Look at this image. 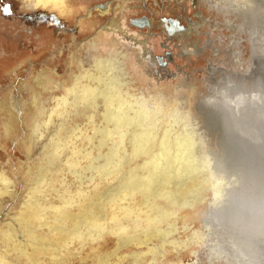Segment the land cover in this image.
I'll use <instances>...</instances> for the list:
<instances>
[{"label": "rangeland", "instance_id": "obj_1", "mask_svg": "<svg viewBox=\"0 0 264 264\" xmlns=\"http://www.w3.org/2000/svg\"><path fill=\"white\" fill-rule=\"evenodd\" d=\"M107 1H111L113 10L100 16L95 6ZM234 2L238 3L237 0H196L195 5L191 0H78L74 4L77 14L59 22L53 14L30 10L23 0H0V172L6 174V184H15L13 196L5 195L0 199V225L13 223L23 201L29 200L25 190L37 167H51L49 163L54 164L53 167L67 165L76 159L78 149L88 147L87 137H93L94 132L87 125V118L79 116L77 111L60 122L54 117V122L47 127L44 122L49 110L56 105V99L69 96L74 74L92 67L99 57H113L125 68L127 79H133L123 87L124 96L129 101L132 97L145 98L152 109L160 110L164 116L180 106L187 117L172 129L173 135L183 134L194 141L187 152L193 170L203 166L206 159L210 162L206 172L202 166L199 168L203 173L199 170L200 174L196 175L197 186L191 191L190 200L174 213L178 219L170 216L167 221L165 218L157 229L164 234L175 225L178 233L174 237L182 240L201 228L204 221L215 217V225L211 227L214 244L197 255L194 245L162 249L155 264H237L235 256L241 253L239 243L243 238H250V228L243 225L246 222H238L239 215L235 211L220 216L214 204L216 193L221 201L228 197L227 205L237 206V200L244 198L245 191L258 196L264 192V140L261 149L252 148L250 142L239 135L250 130L255 133L256 128L264 139V129L258 125L264 121L258 122L260 117L256 114L257 122L247 123L248 114L243 109L237 110L230 102L235 101L236 93L241 91L248 92L245 97L258 93L264 98L261 82H264V0H255L250 5L241 2L239 7ZM9 6L11 15L4 12ZM89 9L92 15L86 19ZM142 16L153 20L151 29L129 23V19ZM77 17L83 19L79 27ZM165 18L177 20L178 25L189 31L175 35V29L161 23ZM113 20L121 24V32L107 29ZM93 38L97 43L95 48L89 45ZM139 46H145L153 55L155 65L146 61L147 52L140 53ZM166 52L171 58L165 57ZM156 56L162 57L163 66L156 61ZM43 75L52 80V85ZM34 95H39L37 109L32 104ZM9 107L14 109L12 114ZM243 121L246 127L237 128ZM8 123L13 125L11 134L6 128ZM183 123L187 126L183 127ZM60 126H66L68 131L62 142L56 144L59 137L55 134ZM241 152L249 154L251 166L241 160ZM53 167L44 170L53 172ZM64 179L66 184L62 187ZM49 184L44 180L41 189L47 191L50 200L62 206H65L64 198H77L79 189L90 197L104 186H96L98 179L90 186H78L71 175L63 172L55 177L51 187ZM51 192L57 194L55 199ZM139 199V196L124 194L118 203L126 206L118 209L113 204L110 219L98 229L100 237L93 239L85 236L84 231L73 230V240L66 245L68 251L64 252V259L52 256L48 259L57 264H86L82 257H89L86 260L90 263L99 253L114 249L119 236L144 229L146 222L140 221L144 213L136 207ZM69 214H62L66 219L59 225L69 226ZM5 234L0 231V250L5 247ZM57 234L50 229L45 237L51 239ZM256 242L264 247L260 240ZM80 248L83 250H78ZM2 255L0 253V264H26L19 263L15 253L9 258ZM150 259L143 264H150ZM256 261V264H264V260Z\"/></svg>", "mask_w": 264, "mask_h": 264}, {"label": "bare ground", "instance_id": "obj_2", "mask_svg": "<svg viewBox=\"0 0 264 264\" xmlns=\"http://www.w3.org/2000/svg\"><path fill=\"white\" fill-rule=\"evenodd\" d=\"M23 1L30 10H40L46 14H53L59 22L77 14V8L74 4L78 0ZM237 1L238 3L243 2L244 5H250L255 0ZM191 3L195 5L196 0H191ZM234 3L236 7H239L238 3ZM95 9L100 16H105L112 12L113 7L111 1H107L97 4ZM91 15L92 10L89 9L84 18L89 19ZM59 22L56 23L57 26L60 25ZM76 22L79 27L82 25L83 19L77 17ZM162 23L168 28L172 27L180 31L186 29H180L177 25ZM120 25L119 22L113 20L107 29L114 33L121 32L123 28ZM147 28H152L150 19ZM61 29L63 31V27ZM89 45L96 47L97 43L94 38L89 41ZM138 50L140 53L147 52L145 46H139ZM254 53L255 51H253ZM147 55L146 61L155 65L153 55L148 52ZM127 75L125 68L117 63V59L99 57L92 67L85 69L80 74L73 75V84L70 89L67 88L69 96L56 99V105L49 110L44 126L47 127L52 124L54 117H57L58 122H60L67 120L74 111H77L79 116L87 118V125L92 127L94 135L87 137L88 147L84 146L78 149L76 159L69 164L53 167L54 164L49 163L51 167L55 168L53 172L44 170V168H51L49 166L37 167L38 170L30 181L31 184L25 190L29 200L23 201L21 209L15 215L16 217H13V223L5 226L0 225V231L6 232L4 235L5 247H1L2 250H0V253L4 254L2 258H9L12 253H15L19 263L57 264L48 258L52 256L64 259V252L68 251L66 245L71 244L73 240V230L84 231L85 236H92L93 239L101 236L98 229L102 228L101 224H106L110 219V209L113 204H116L118 209L126 206L118 203L124 194L139 196L140 199L136 203V207H140L144 213L140 220L146 222L144 229L132 230L127 236H119L115 240L114 249L99 253L90 263H87L86 260L89 257H82L83 263L143 264L148 258H151L150 264H155L158 262V257L161 256L162 249L167 251L169 247L182 249L194 245L197 248L195 251V255H197L206 247L214 244L215 235L212 233L211 227L215 225L213 220L215 217L204 221L201 228L195 229L191 235L182 240L174 237V234L178 233L175 225H171L166 233H159L157 228L161 221L165 218L168 221L170 219L168 217L175 216L174 213L178 208L187 205L191 191L197 186L195 184L196 175L200 171L202 172L199 169L202 165L194 170L191 167L193 165L192 160L187 152L194 145V141L183 137V134L173 135L172 129L186 121L187 116L184 117L182 108L177 105L164 116L160 110L152 109L145 98L137 100L132 97L133 100L129 101L124 96L123 87L133 79H127ZM51 81L47 77V83L51 84ZM247 93V91L236 93L238 97L235 98V101L231 99V104L237 110L243 109L248 114L247 123H256V114L260 117L258 122L264 121L263 96L258 93H250V97H245ZM38 99L39 95H34L32 104L36 109L38 108ZM224 100L226 99L224 98ZM226 104L229 105V103H225V106H227ZM9 108L12 114L14 109ZM241 113L243 114V112ZM246 122L239 123L237 128H245ZM258 125L259 128L264 129V122ZM158 126L162 128L158 129ZM186 126L183 123V127ZM6 128L11 134L13 125L8 123ZM59 129L55 134L59 137L56 144L62 142L63 136L68 131L66 126H60ZM254 131L256 132L243 131L239 135L243 136L244 141L248 140L252 148L261 149V143L264 140L261 137L262 133L260 129L255 128ZM60 148L63 149V146ZM95 150L98 152L97 156L94 155ZM253 153L255 154V152H251V154ZM238 154L240 153L238 152ZM241 156H243L241 160H245L247 166H251L249 154L241 152ZM63 166L64 168L61 170L60 168ZM209 166L210 162L206 159L202 166L203 171L206 172L205 169L210 168ZM61 172L71 175L78 186H90L97 179L98 184L96 186H104L100 188L97 194L90 197L83 194V189H79L80 195L77 198H64L65 206H62L59 202L50 200L47 191L41 189L44 180L49 181L48 186L51 187L55 177L61 175ZM4 175L6 176L4 172H0V199H3L5 195L13 196L14 194L15 184H6ZM61 184L64 187L66 179L62 180ZM219 184L222 183L219 182ZM51 194L55 195V199L57 194L55 192H51ZM262 196H264V192H260V196H258L252 191H245L244 198L237 200V206L235 204L230 206L227 205L228 197L221 201L219 200L220 196H217L216 193L214 205L219 215H228V211L232 210L230 214L235 211L239 215L238 222H246L243 225L250 228L248 232L250 238H243L239 243L241 253L240 256H235L237 264H256L258 262L256 259L264 260V247H259L256 242L260 240L264 245V207L262 206L264 197ZM70 205L77 206L78 209L75 210ZM67 213H71L68 215L69 226L59 225L66 219L62 214ZM139 214L142 213L139 211ZM172 219L177 220L178 217L175 216ZM50 229L57 231L58 234L47 239L45 235ZM63 248L64 250H61ZM78 250L82 251L83 249ZM42 257L46 258L42 259ZM131 258L133 261L130 262Z\"/></svg>", "mask_w": 264, "mask_h": 264}, {"label": "water", "instance_id": "obj_3", "mask_svg": "<svg viewBox=\"0 0 264 264\" xmlns=\"http://www.w3.org/2000/svg\"><path fill=\"white\" fill-rule=\"evenodd\" d=\"M162 22L164 23H169L170 25H177L178 28L180 29H184L182 26L178 25V21L175 20V19H171V18H165V19H162ZM129 23L133 26H138V27H143V26H146V27H149V19L146 18L145 16H142V17H136V18H133V19H129ZM167 28V27H166ZM165 57L167 58H171V55L169 52H166L165 53ZM162 57L160 56H157L156 57V61L162 65H164L165 63H163L162 61Z\"/></svg>", "mask_w": 264, "mask_h": 264}, {"label": "flooded vegetation", "instance_id": "obj_4", "mask_svg": "<svg viewBox=\"0 0 264 264\" xmlns=\"http://www.w3.org/2000/svg\"><path fill=\"white\" fill-rule=\"evenodd\" d=\"M150 21H151V25H152V27H153V20L152 19H150ZM162 23V22H161ZM164 25V24H163ZM189 31V29L187 28V29H185V30H176L175 29V35H180V34H185V33H187ZM186 53H187V51H185Z\"/></svg>", "mask_w": 264, "mask_h": 264}, {"label": "snow or ice", "instance_id": "obj_5", "mask_svg": "<svg viewBox=\"0 0 264 264\" xmlns=\"http://www.w3.org/2000/svg\"><path fill=\"white\" fill-rule=\"evenodd\" d=\"M4 12H5L6 14H8V15H11L12 13H11V8H10V6H9V7H5V8H4Z\"/></svg>", "mask_w": 264, "mask_h": 264}]
</instances>
